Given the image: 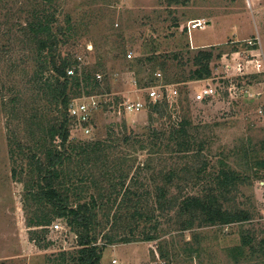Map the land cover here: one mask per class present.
I'll return each instance as SVG.
<instances>
[{"label":"rangeland","instance_id":"obj_1","mask_svg":"<svg viewBox=\"0 0 264 264\" xmlns=\"http://www.w3.org/2000/svg\"><path fill=\"white\" fill-rule=\"evenodd\" d=\"M40 11L55 13L56 31L71 27L56 57H68L74 73L92 75L87 85L73 88L71 100L97 101L90 133L70 120L77 147L66 164L71 200L94 196L103 203L99 242L131 230L156 236L106 246L101 264L115 258L121 264H264V167L256 163L264 159V72L246 64L264 53V0H0V264H62L60 253L68 256L79 247L63 218L54 219L59 230L29 225L35 212L48 209L25 201L19 172L27 161L13 163L9 151L14 135L33 145L37 122L51 125L62 117L61 107L43 94L50 62L41 74L39 41L30 30ZM196 19L205 26L190 29ZM200 49L213 52L212 74L185 80ZM209 83L218 93L196 101L195 93ZM151 86L160 100L148 97ZM128 97L145 100L146 107L126 112ZM154 102L161 103L158 111ZM221 168L244 178L220 196L222 208L247 219L207 223L200 211L181 213L187 196L220 194ZM170 171L177 175L167 183ZM125 186L137 193L122 201ZM159 186L176 206L157 208ZM136 203L154 211L151 220H138V228L130 217ZM118 214L121 220L113 218Z\"/></svg>","mask_w":264,"mask_h":264},{"label":"trees","instance_id":"obj_2","mask_svg":"<svg viewBox=\"0 0 264 264\" xmlns=\"http://www.w3.org/2000/svg\"><path fill=\"white\" fill-rule=\"evenodd\" d=\"M50 1V0H49ZM52 1V0H51ZM55 13H47L40 11L36 20L30 24V30L38 37L39 41V70L42 74L48 69L47 64L50 62V71L52 74L46 76L43 80V94L54 99L56 106H60L62 117L56 124L48 125L46 122H37L32 134L37 137L33 139V145L24 143L17 136H13L10 140V156L13 163H16L19 158L27 161V168H23L21 164L22 181L25 186V201H32L39 206H46L48 210H38L34 213V218L30 222V226L47 227L54 222L55 218H63L66 224L76 232L78 248L70 255L65 252L60 253V262L62 264H101L103 252L106 246L116 243H130L136 241H150L156 239L155 234L143 229L138 234L131 230V233L126 235L106 234L102 242H99L100 236L98 229L102 225L98 217V209L103 208V203H100L98 198L91 196L89 200H71V195L74 193L70 186L65 185V180L69 177L66 171V164L72 161V152H77V147L74 146L71 138L70 115L69 108L71 104V93L73 88H81L90 82L92 75L88 72L72 75L68 70L73 67V62L68 57H56V50L60 45L63 36H67L71 30L70 25L65 29L56 31ZM57 27V26H56ZM59 34L62 36L59 37ZM62 37V38H61ZM213 49V48H212ZM44 53V54H43ZM55 53V54H54ZM213 58L211 49H200L193 56V64L195 69L190 72V75L185 80H200L209 77L212 74L210 62ZM59 60V62H58ZM161 103L155 102L154 109L158 111ZM184 125L179 129L180 135L185 132ZM36 130V131H35ZM186 143V142H184ZM182 145V144H181ZM88 151L87 147H82L81 152ZM264 167V159H259L256 162ZM23 169V170H22ZM26 173V178H23V173ZM14 177L18 176L17 167L13 168ZM176 172L170 171L164 174L167 183H172L176 177ZM243 176L238 171L231 168H221L216 176L219 195L209 193L207 198H202L199 195H190L182 200L180 212L187 213L194 210L200 211L205 215L204 220L208 222L220 221L222 223H232L247 219V214L243 212L232 213L224 210L220 204V196L226 192H231L237 188L239 183L243 181ZM134 189L129 186L122 187L120 194L122 201L136 195ZM169 195L168 189L158 187V203L157 208L165 210L176 206L172 198H167ZM171 199V200H169ZM133 205V204H132ZM132 206L133 211L130 212L131 219L134 220L135 226L138 220L141 222L149 221L154 215V211H148L142 205L137 207ZM114 215L113 218H122L121 214ZM116 223V220H114ZM157 229L158 227L155 226ZM250 237H243V243L250 244ZM264 246V238L260 241Z\"/></svg>","mask_w":264,"mask_h":264},{"label":"built area","instance_id":"obj_3","mask_svg":"<svg viewBox=\"0 0 264 264\" xmlns=\"http://www.w3.org/2000/svg\"><path fill=\"white\" fill-rule=\"evenodd\" d=\"M206 22L202 19H196L193 20L192 23L190 24V29H195V28H202L204 27ZM132 56V53H129V57ZM251 63L255 68V71L257 72H264V53L261 54V56L258 54L256 56H253L252 59H247L246 64ZM246 64L244 63H239V66H242L245 68ZM69 74H73L74 70L70 69L68 70ZM248 71L241 70L240 75H246ZM158 76H161V73L157 74ZM175 93H177V89L175 90ZM218 93L217 86H215L212 83L207 84L206 86L202 87L200 90H198L194 98L196 101H205L209 98H212ZM148 97L151 100L158 101L160 100L161 96L156 88V86H151L147 90ZM155 103V102H154ZM97 105V101L93 100L91 103L87 101H80V102H74L72 101L70 104L69 112L72 118L80 125L83 130H85L87 133L91 132L90 126V121H92V110L93 108ZM146 107V102L145 100L141 98H132L128 97L124 100L123 102V108L126 112L129 113H137L140 111H143V109ZM260 113L264 114V107L260 108ZM260 184L264 186V180L260 181ZM52 228L59 230L62 229V226L60 223L53 222L52 223ZM112 264H121L118 259H113Z\"/></svg>","mask_w":264,"mask_h":264}]
</instances>
